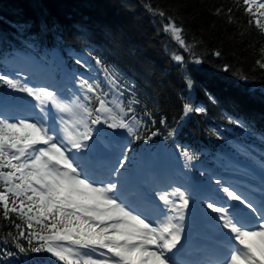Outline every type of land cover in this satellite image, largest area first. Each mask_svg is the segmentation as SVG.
I'll return each mask as SVG.
<instances>
[{
	"label": "snow or ice",
	"instance_id": "snow-or-ice-1",
	"mask_svg": "<svg viewBox=\"0 0 264 264\" xmlns=\"http://www.w3.org/2000/svg\"><path fill=\"white\" fill-rule=\"evenodd\" d=\"M82 7L33 0L27 19L0 18V264H264V87L189 39L179 8L126 0L182 50L164 45L184 83L169 122L121 66L129 34ZM211 11L264 74V0ZM198 119L209 143L181 140ZM193 229L211 243L194 249Z\"/></svg>",
	"mask_w": 264,
	"mask_h": 264
},
{
	"label": "trees",
	"instance_id": "trees-1",
	"mask_svg": "<svg viewBox=\"0 0 264 264\" xmlns=\"http://www.w3.org/2000/svg\"><path fill=\"white\" fill-rule=\"evenodd\" d=\"M76 2L83 5L81 12L84 15H90L98 22L123 28L129 34L137 52L135 57L123 64L139 78L147 90L146 95L160 101L161 109L168 115L171 122L172 117L178 116L180 112V94L184 92V83L164 45L167 43L168 49L181 50L179 45L165 34H157L152 18L142 8L135 14L128 12L123 7L126 0H76ZM132 2L139 3V0H132ZM32 3L33 0H0V18L4 17L5 10L18 20L27 19L32 15ZM153 3L173 10L179 8L177 19L183 20L189 39L193 36L202 38L207 54L210 56L211 49L220 47L225 53L223 59L226 62L241 68L249 75L256 76L253 87L257 90L264 87V74L259 70L252 71L255 59L253 48L239 37L235 25L226 24L223 17L214 16L211 11L213 5L234 4L236 0H153ZM16 8H20L21 11L18 13ZM237 15L242 20L246 18L240 13ZM0 30H11L3 19H0ZM254 38H257L255 31L248 39ZM212 59L215 63L219 58L212 56ZM212 70L220 71L218 67ZM213 112L219 117L218 107L213 108ZM157 116L159 118V113ZM216 122L221 121H212V123ZM198 124L199 127H197ZM205 126L204 119L193 120L181 133L180 139L196 136L208 138L201 131V128Z\"/></svg>",
	"mask_w": 264,
	"mask_h": 264
},
{
	"label": "bare ground",
	"instance_id": "bare-ground-1",
	"mask_svg": "<svg viewBox=\"0 0 264 264\" xmlns=\"http://www.w3.org/2000/svg\"><path fill=\"white\" fill-rule=\"evenodd\" d=\"M4 17H8V18H10L12 20H18V19L15 18L14 15L12 16V14H9V12H6L5 10H4Z\"/></svg>",
	"mask_w": 264,
	"mask_h": 264
},
{
	"label": "rangeland",
	"instance_id": "rangeland-1",
	"mask_svg": "<svg viewBox=\"0 0 264 264\" xmlns=\"http://www.w3.org/2000/svg\"><path fill=\"white\" fill-rule=\"evenodd\" d=\"M162 157L164 158V155H162ZM167 161V160H166Z\"/></svg>",
	"mask_w": 264,
	"mask_h": 264
}]
</instances>
